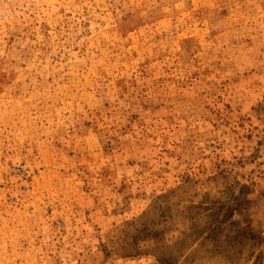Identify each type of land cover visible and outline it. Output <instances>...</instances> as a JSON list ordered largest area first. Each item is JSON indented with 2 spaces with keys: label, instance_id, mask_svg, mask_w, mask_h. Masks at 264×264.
<instances>
[{
  "label": "rangeland",
  "instance_id": "1",
  "mask_svg": "<svg viewBox=\"0 0 264 264\" xmlns=\"http://www.w3.org/2000/svg\"><path fill=\"white\" fill-rule=\"evenodd\" d=\"M0 264H264V0H0Z\"/></svg>",
  "mask_w": 264,
  "mask_h": 264
}]
</instances>
